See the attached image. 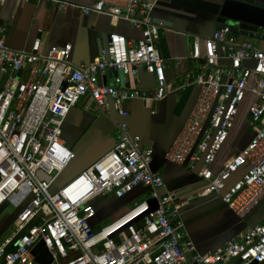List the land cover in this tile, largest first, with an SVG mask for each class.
Wrapping results in <instances>:
<instances>
[{
	"label": "built area",
	"instance_id": "1",
	"mask_svg": "<svg viewBox=\"0 0 264 264\" xmlns=\"http://www.w3.org/2000/svg\"><path fill=\"white\" fill-rule=\"evenodd\" d=\"M21 1H48L60 10L71 6L85 15L125 21L140 37L131 41L110 33L99 60L76 66L70 61V45L45 48L37 37L27 49H12L0 26V209L15 210L13 231L0 245V264L264 263V222L247 227L213 252L199 253L180 218L182 203L150 169L153 150L142 149L140 137L129 134L125 104L160 101L168 90L165 62L155 48L162 27L152 16L156 0H126L123 7L105 1L91 6L67 0ZM256 33V40L239 42L227 27L216 30L203 39L204 55L200 39L194 38L188 60L198 65L193 84L199 92L165 155L167 162L190 169L202 160L200 194L218 196L243 223L264 198V29L257 27ZM140 69L154 77L153 91L136 87ZM80 104L85 112L94 105L104 114L113 106L120 119L115 143L57 187L75 158L63 141V126ZM243 107L253 137L214 173L211 167ZM241 170L242 177L227 186ZM138 187L148 189L146 199L92 228V201L122 198ZM37 246L41 250L35 253Z\"/></svg>",
	"mask_w": 264,
	"mask_h": 264
},
{
	"label": "crops",
	"instance_id": "2",
	"mask_svg": "<svg viewBox=\"0 0 264 264\" xmlns=\"http://www.w3.org/2000/svg\"><path fill=\"white\" fill-rule=\"evenodd\" d=\"M67 1L79 6H91L99 1H105L110 6L118 7H123L126 2V0ZM246 1L264 7V0ZM155 5L159 8L153 10L154 19H166L174 23V28L160 30L155 40V48L165 62L168 90L160 101L145 102L137 99L125 104L130 114L127 119L129 134L140 137L142 149L150 147L153 150L151 171L162 178L167 189L182 203L179 215L185 229L198 252L206 254L239 237L247 227L264 222V198L255 210V212L261 210V214L252 224L246 225L237 219L218 196L200 194L204 185L198 176L202 160L197 162L194 169H190L187 164L174 165L166 161L165 155L187 121L199 92L198 87L193 84L198 65L188 60L191 45L195 37L199 38L201 54H205L203 39L210 37L215 30L214 23L221 2L219 0H156ZM162 8L178 11L181 14L170 10L164 11ZM0 26L5 27V43L12 49H27L37 37L41 38L44 47L70 45V61L77 66L99 60L110 33H117L131 41H136L140 37V32L125 21L112 20L99 14L85 15L71 6L60 10L48 1L38 3L21 0L0 1ZM249 27L251 29L248 31L238 28L235 36L239 42L247 38L253 40L258 38L259 33L255 35L257 27ZM106 77L109 83L111 75ZM138 80L136 84L138 89L148 92L154 90V77L142 69L139 70ZM178 82L179 84L176 85ZM242 110L227 142L217 154L216 161L211 167L214 173L222 170L253 137V131L248 125L247 109L243 107ZM89 113H93L94 117ZM89 113L84 111L83 104L71 109L62 134L63 141L75 154L72 163L78 162L82 170L101 157L99 155L106 146L110 149L113 147L116 125L120 120L112 105L106 114L94 105ZM89 125L91 129H86ZM243 172L241 170L233 175L227 186L239 180ZM65 182L60 176L57 187ZM144 196L148 197V189L138 187L122 198L113 196L96 198L91 203L96 209L95 217L90 221L92 228L96 230L104 225L110 215H113L111 219L113 220L134 200ZM35 250L37 251L34 252L38 253L41 249L37 246Z\"/></svg>",
	"mask_w": 264,
	"mask_h": 264
},
{
	"label": "water",
	"instance_id": "3",
	"mask_svg": "<svg viewBox=\"0 0 264 264\" xmlns=\"http://www.w3.org/2000/svg\"><path fill=\"white\" fill-rule=\"evenodd\" d=\"M221 2L219 13L214 23V32L219 29L227 27L231 33L236 35L238 33V23L241 25H248L264 29V7L261 5L253 4L246 0H219ZM155 8H159L157 5ZM164 11L170 10L162 8ZM171 12L181 14L178 11L170 10ZM156 24H161V30L167 28H174V23L166 19H154ZM109 36V34H108ZM108 36L104 45V50L107 45ZM51 46L45 47L49 48ZM77 66V65H76ZM79 66V65H78ZM68 147V146H67ZM69 148V147H68ZM70 149V148H69ZM43 179L49 180L50 177L39 173ZM59 179V178H58ZM58 181V180H57ZM54 190V188H53ZM261 210H257L247 220L246 225L252 224L261 214ZM255 264V263H254Z\"/></svg>",
	"mask_w": 264,
	"mask_h": 264
},
{
	"label": "rangeland",
	"instance_id": "4",
	"mask_svg": "<svg viewBox=\"0 0 264 264\" xmlns=\"http://www.w3.org/2000/svg\"><path fill=\"white\" fill-rule=\"evenodd\" d=\"M239 28H240V30H243V31H248V30H250L251 29V27H249L248 25H241V24H239L238 23V25H237ZM253 30V29H252ZM251 30V31H252ZM179 84V82L176 84V85H178ZM90 114V113H89ZM92 117H94V114L93 113H91L90 114ZM91 125L93 124V122L92 123H90ZM91 125H89V127H87L86 129H91ZM250 130L251 131H254V129L253 128H250ZM110 148L108 147V146H106L105 148H104V150L102 151V154H105V152H107V150H109ZM102 154H100L99 156H102ZM98 156V157H99ZM97 160V159H96ZM82 169H80L79 168V165H78V162L76 163V162H74V163H72L71 165H70V167L68 168V169H66V171L61 175V180L62 181H70L75 175H77V174H79V172L81 171ZM65 182V183H66ZM147 198V196H144V197H140V198H138V199H136V200H134V202H138V201H140V200H142V199H146ZM134 202H132L129 206H131ZM89 206V205H88ZM14 212H15V210H13V209H10V208H7V207H2L1 209H0V245H1V243L5 240V239H7L10 235H11V232L13 231V226H12V220L10 219L11 217H13V215H14ZM113 218V215L111 216H109V217H107L106 219H107V222H105V224L106 223H108L109 222V220H111ZM13 219V218H12ZM10 220H11V222H10Z\"/></svg>",
	"mask_w": 264,
	"mask_h": 264
}]
</instances>
